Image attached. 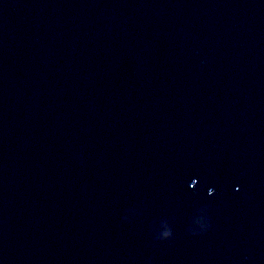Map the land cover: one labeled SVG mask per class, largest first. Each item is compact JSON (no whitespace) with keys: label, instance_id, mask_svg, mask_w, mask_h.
Returning <instances> with one entry per match:
<instances>
[{"label":"water","instance_id":"1","mask_svg":"<svg viewBox=\"0 0 264 264\" xmlns=\"http://www.w3.org/2000/svg\"><path fill=\"white\" fill-rule=\"evenodd\" d=\"M0 264H264V0H0Z\"/></svg>","mask_w":264,"mask_h":264}]
</instances>
